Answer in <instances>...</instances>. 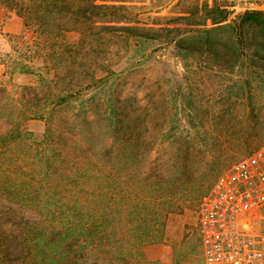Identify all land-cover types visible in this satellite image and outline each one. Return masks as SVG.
<instances>
[{
  "label": "trees",
  "instance_id": "16d2710c",
  "mask_svg": "<svg viewBox=\"0 0 264 264\" xmlns=\"http://www.w3.org/2000/svg\"><path fill=\"white\" fill-rule=\"evenodd\" d=\"M112 1L0 0V7L21 18L25 33L37 39L29 53L46 59L54 53L57 63L60 47L52 44L68 32L92 36L97 22L117 20V11L125 7L107 4ZM207 18L212 27L172 36V48L184 58H193L195 47L205 56L216 53L213 39L225 33L227 43L220 46L227 52H217L213 61L220 69H233L240 60L233 35L244 37L248 29L258 28L264 33L263 11H246L233 24H225L227 15L217 8ZM99 28L140 39H151L149 34L159 31ZM17 71L34 72L26 64ZM39 77V89L14 86L11 76L0 77V264H155L147 261L144 249L162 241L168 215L181 204L176 187L193 154L202 153V143L171 141L168 156H153L162 142L157 118L163 109L157 92L147 102L135 95L121 100L112 90L97 98L109 83L105 76L82 78L64 71L50 80ZM95 82L101 85L85 104L71 107ZM170 108L177 115L178 105ZM223 112L232 115L228 109ZM34 120L45 122L40 138L27 130ZM212 122L216 130V117ZM221 127L232 131L234 120ZM221 142L213 139L215 145Z\"/></svg>",
  "mask_w": 264,
  "mask_h": 264
},
{
  "label": "rangeland",
  "instance_id": "374dc122",
  "mask_svg": "<svg viewBox=\"0 0 264 264\" xmlns=\"http://www.w3.org/2000/svg\"><path fill=\"white\" fill-rule=\"evenodd\" d=\"M107 4L122 5L125 10L117 11V20L97 22L92 36L81 38L77 32H68L55 41L52 45L60 47L55 53L57 63L54 53L48 59L43 54L29 53L31 45H38L32 43L37 39L25 33L21 18L0 7V77L7 80L11 76L14 86L39 89V76L50 80L55 72L70 71L82 78L92 74L97 78L105 76L109 83L98 90L97 98L112 90L121 100L135 95L137 100L147 102L157 92L163 109L157 118L162 142L153 156H168L172 152L171 141L180 144L186 139H193V145L202 143V153L193 154L176 187L181 204L168 215L162 241L145 247L144 254L147 261L155 264H203L197 233L201 198L226 169L264 145V33L258 28L248 29L244 37L233 35L240 57L233 69H220L213 61L217 52H227V47L220 46L227 43L225 33L213 39L211 49L216 53L207 56L195 47L193 58H184L170 41L176 31L212 27L207 18L210 9L224 11L225 24H233L246 11L264 12V0H116ZM184 16L190 20H181ZM102 25L159 31L149 34L151 39L128 38L121 31L99 28ZM20 64L32 67L33 74L18 73ZM46 65L51 71H46ZM5 72L7 76L3 77ZM100 85L95 82L86 86L71 101V107L80 108ZM175 104L177 115L170 108ZM225 109L232 115L224 113ZM214 117L219 122L216 130L212 126ZM229 119L235 123L232 131L221 127ZM26 127L40 138L45 122L30 121ZM215 137L222 142L215 145Z\"/></svg>",
  "mask_w": 264,
  "mask_h": 264
},
{
  "label": "built area",
  "instance_id": "2783aa9c",
  "mask_svg": "<svg viewBox=\"0 0 264 264\" xmlns=\"http://www.w3.org/2000/svg\"><path fill=\"white\" fill-rule=\"evenodd\" d=\"M203 264H264V145L210 186L197 208Z\"/></svg>",
  "mask_w": 264,
  "mask_h": 264
}]
</instances>
